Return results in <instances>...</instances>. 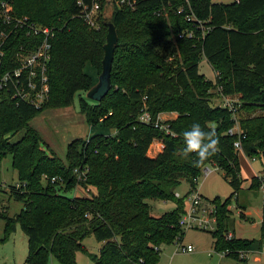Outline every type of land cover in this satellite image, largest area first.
<instances>
[{"label": "trees", "instance_id": "16d2710c", "mask_svg": "<svg viewBox=\"0 0 264 264\" xmlns=\"http://www.w3.org/2000/svg\"><path fill=\"white\" fill-rule=\"evenodd\" d=\"M75 1L11 0L14 13L54 33L45 66L48 91L40 107L16 102L0 90V160L10 155L16 182L8 192L21 202L12 216L0 211V242L17 223L25 235L26 264H47L50 257L59 264H75L76 251L87 254L91 264H158L161 244L181 243L183 228L177 219L184 198L200 168L209 163L221 170L231 188L221 200L209 199L215 217L214 228L208 230L211 247L226 249L224 255L238 264L237 249L264 241L263 221L257 238L235 237L228 227V203L232 196L236 199L243 179L232 146L236 135L226 133L234 122L231 111L212 103L211 96H235V112L244 113L236 116L241 151L262 163L246 188L262 185L264 214V0H134L132 6L80 0L85 6L97 3L96 28L84 24ZM106 4L110 11L104 16ZM106 22L115 36L110 85L98 101H88L83 93L99 72ZM200 57L213 79L198 71ZM86 64L94 71L93 79L84 71ZM74 94L84 121L111 131L70 139L61 159L41 146L28 120L45 108L70 104ZM142 109L150 119L163 112L174 115L159 120L164 130L138 120ZM194 124L204 132L214 129L218 138L217 150L200 163L197 152H186L184 133ZM153 139L161 148L149 155ZM74 167L85 168L83 179L75 180ZM51 176L60 180L50 182ZM180 179L187 182V190L175 197ZM75 184L86 187L85 195L68 194ZM146 199L171 201L173 206L153 213ZM227 233L229 238L224 237ZM88 234L101 242L96 253L87 252L80 242Z\"/></svg>", "mask_w": 264, "mask_h": 264}, {"label": "rangeland", "instance_id": "374dc122", "mask_svg": "<svg viewBox=\"0 0 264 264\" xmlns=\"http://www.w3.org/2000/svg\"><path fill=\"white\" fill-rule=\"evenodd\" d=\"M210 1L229 2L231 0ZM102 11L104 16L108 15L110 11L109 5H104ZM197 68L205 78L213 79V71L203 57L198 59ZM84 71L94 76L93 69L87 64L84 67ZM95 80L96 79H94V82ZM233 98L235 97H228L230 100H233ZM76 99L77 96L74 94L70 104L61 107L45 108L28 120V124L34 127L38 132L41 139V146L61 159H63L65 144L70 139L75 137L85 138L89 133L97 130H102L107 133L111 131L101 128L99 124L88 125L84 121L82 114L77 109ZM86 99L91 101V99ZM220 101V96H216L215 94L211 96L212 103L219 104ZM252 113L257 112H250V114ZM237 115H244V113L242 111H236L235 116ZM172 116L173 113L171 112L160 113V119ZM15 137L16 136H13L12 139ZM149 153H152V151ZM149 153L147 152V154ZM237 156L239 158L240 174L242 176H247L249 174V170L255 172V174L252 175L260 174V169L262 167L260 159L257 157L248 159V166L239 154ZM206 165L211 168L205 175L199 173L193 189H195V191H197L202 198L207 200L213 196H218L221 200L229 194L231 188L222 177L220 169H217L215 166L212 167L209 163ZM15 182V171L10 166V155L7 153L0 160V211L3 210L8 216L15 214L21 207V202L13 198L8 192V186ZM87 188L90 190V185H88ZM84 189L76 188V190H71L70 192L85 193L86 187ZM186 190L187 182L184 179H180L178 185L175 186L174 191L183 194ZM72 193L68 194L72 195ZM261 197L262 192L260 188L247 189L246 187H242L237 190L236 199H234V196L230 198L228 208L231 212V223H229L228 227L229 229H233V236L241 238H257L259 236V226L261 220H263L264 225V214L261 212ZM146 201L152 206L151 211L153 213H160L161 211L170 209L173 206V202L171 201L161 202L158 199H146ZM184 203L187 204V200H185V198ZM2 226L3 220L0 218V236ZM208 230L209 229L201 230L196 228L183 229V234L180 240L181 245L190 244L192 250L189 252L181 251L178 247V243L176 242L161 244L159 246L157 263L232 264L234 260L231 257L222 255V253L213 250L211 247L212 239ZM80 242L89 253H96L97 248L100 246V241L95 240L91 234L84 236ZM25 251V235L20 230L18 224L15 223L13 231L4 241L0 242V264H26L23 263ZM49 259H51V261ZM47 264L59 263L53 257H50L48 258ZM75 264H91V261L87 254H84L81 251H76Z\"/></svg>", "mask_w": 264, "mask_h": 264}, {"label": "built area", "instance_id": "2783aa9c", "mask_svg": "<svg viewBox=\"0 0 264 264\" xmlns=\"http://www.w3.org/2000/svg\"><path fill=\"white\" fill-rule=\"evenodd\" d=\"M113 1L118 5L126 4L127 6H132L134 0ZM75 2L79 6V16L84 24L87 27L96 28L95 12L97 3L92 1L89 6H85L80 0H76ZM53 33V29L47 25L33 21L26 15L14 13L11 0H0V90L7 92L9 97L14 101H21L34 108H38L45 100L48 91L45 66L49 58ZM220 97L221 101L219 104L231 111L234 121L232 126L226 130V133H234L236 135L232 141V146L237 154L242 153L239 140L240 129L237 126L235 116V108L238 105L237 98L232 96L235 98L230 100L227 95ZM137 118L142 122L151 123L154 127L165 130V127L159 124V120H161L160 114H156L153 119H150L148 113L142 109ZM154 140L160 142L157 139H153L152 141ZM149 145L148 148L150 147ZM248 158L253 159L254 157ZM210 168L208 165H204L200 168V173L205 175ZM72 172L74 173L75 180L78 181L83 179L85 168L79 169L74 167ZM49 179L50 182L55 179L60 180L56 176H51ZM76 188L84 189L79 184H75L72 190H76ZM262 188L261 185V191L263 190ZM72 194L76 195V193ZM173 196L179 197L181 194L174 191ZM186 196L185 200H187V204H185L184 210L179 215L177 224L183 229L212 230L215 218L214 204L209 199L202 198L193 188L186 193ZM224 237L229 238L230 233L225 234ZM178 247L184 252L192 250L190 244L181 245L179 243ZM226 251V249H223L216 252L224 255ZM236 254L238 264H261V259L264 257V241H261L257 247L237 249Z\"/></svg>", "mask_w": 264, "mask_h": 264}, {"label": "water", "instance_id": "95a60500", "mask_svg": "<svg viewBox=\"0 0 264 264\" xmlns=\"http://www.w3.org/2000/svg\"><path fill=\"white\" fill-rule=\"evenodd\" d=\"M114 40L115 36L113 28L109 22H106L105 41L102 44L99 72L96 76L95 82L84 92V96L93 101H98L109 88V68Z\"/></svg>", "mask_w": 264, "mask_h": 264}, {"label": "clouds", "instance_id": "9594fccd", "mask_svg": "<svg viewBox=\"0 0 264 264\" xmlns=\"http://www.w3.org/2000/svg\"><path fill=\"white\" fill-rule=\"evenodd\" d=\"M184 135L187 144L186 152H197L199 157L197 163L203 162L212 151L217 150L218 138L215 137L214 129L204 132L199 124H194L192 130L185 132Z\"/></svg>", "mask_w": 264, "mask_h": 264}, {"label": "crops", "instance_id": "0c3cea01", "mask_svg": "<svg viewBox=\"0 0 264 264\" xmlns=\"http://www.w3.org/2000/svg\"><path fill=\"white\" fill-rule=\"evenodd\" d=\"M90 75V74H89ZM91 76V78L93 79V77L94 76H92V75H90ZM174 115V114H173ZM151 148H152V150H151V148L149 147L148 148V153L149 152H151L152 151V153L154 154L155 152H157L160 148H161V143L160 142H158V141H156V140H154V141H152L151 142ZM151 150V151H150ZM152 153H149V154H151L152 155ZM241 157H242V159L244 160V162L249 166V158L247 157V156H245L244 154H242V153H238ZM237 154V155H238ZM237 161H238V167H239V176L243 179L242 180V182H241V184H240V188H242V187H247V184H248V179H249V177L252 175V174H255V172L254 171H252V170H249V174L247 175V176H242L241 174H240V162H239V158H238V156H237ZM252 161V160H251ZM257 171V170H256ZM89 191H93V188L92 187H90V190ZM76 195H85V193H76ZM163 202V201H162ZM162 205V204H161ZM247 212V211H246ZM263 221V220H262ZM263 228H264V225H263ZM101 243V242H100ZM50 261H51V259H49Z\"/></svg>", "mask_w": 264, "mask_h": 264}]
</instances>
